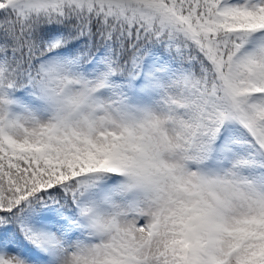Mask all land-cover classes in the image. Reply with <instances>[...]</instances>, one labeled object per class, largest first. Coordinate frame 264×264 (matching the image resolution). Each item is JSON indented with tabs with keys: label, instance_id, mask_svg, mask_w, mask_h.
Masks as SVG:
<instances>
[{
	"label": "snow or ice",
	"instance_id": "obj_1",
	"mask_svg": "<svg viewBox=\"0 0 264 264\" xmlns=\"http://www.w3.org/2000/svg\"><path fill=\"white\" fill-rule=\"evenodd\" d=\"M0 264H264V0H0Z\"/></svg>",
	"mask_w": 264,
	"mask_h": 264
}]
</instances>
